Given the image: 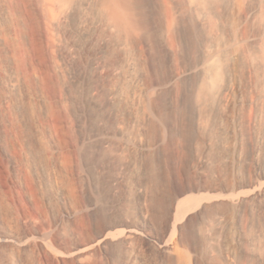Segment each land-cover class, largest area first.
<instances>
[{
	"label": "bare ground",
	"instance_id": "1",
	"mask_svg": "<svg viewBox=\"0 0 264 264\" xmlns=\"http://www.w3.org/2000/svg\"><path fill=\"white\" fill-rule=\"evenodd\" d=\"M0 264H264V0H0Z\"/></svg>",
	"mask_w": 264,
	"mask_h": 264
},
{
	"label": "rangeland",
	"instance_id": "2",
	"mask_svg": "<svg viewBox=\"0 0 264 264\" xmlns=\"http://www.w3.org/2000/svg\"><path fill=\"white\" fill-rule=\"evenodd\" d=\"M43 37L45 38V35H43ZM113 59L115 60L116 58H113ZM66 83H68V82H66ZM64 86H65V84H64ZM67 86L69 88H67ZM65 87L68 89V92H69L68 94H71V92H72V89H70L71 86L66 84ZM71 98H70L71 102L69 101V103H70L69 109H70L71 114H73V116H74L76 114V111H77L76 107L78 106V103L76 100H74V98H72V100H71ZM74 101H76V102H74ZM77 129H78V131H77ZM77 129H75V131H77V132L74 131L75 132L74 134L78 135L77 137L81 138L82 136H84V135L90 133L92 130H94V125H92V123H91V124L85 125L83 128L79 127ZM84 132H86V133L84 134ZM87 148L88 147L85 146L86 152H88L92 156L88 154L87 155L88 157H83L84 158V161H83L84 166L82 165V167H84V168H82V169L84 171L83 172L84 176L81 178V181H80V184L82 185L81 193H80V204H79L80 210H85V208L88 207L89 205H91L93 203H96V204L98 203L96 206L97 208H95V210H93L90 213V219H92L91 221L95 225L96 229H99L101 227L100 226L101 224L96 223V221H98V220H104L105 218L108 220V219L116 217V216L120 217V215L121 216L122 215L134 216L137 213L139 207L137 205H131L128 208H123V207L121 208V206L118 205V202H117L118 197L114 194V192L112 191V188L110 187V183H111L110 179H112V177H110V176H112V173L107 174L106 176L98 175L97 170H96V168H97L96 164H98V162H97L98 157L96 155L93 156L94 154L92 152L94 150H92V152H90L91 148H88V149ZM158 159H159V157L157 156L155 160H157V171L158 172L157 171L156 172L160 175V171H159L160 170V165H159L160 160H158ZM212 162H214V164L213 165L211 164L207 168V172L209 171L207 174L208 177L212 176L213 174L216 177L221 176L223 171L220 172L218 166H220V170H221L222 166L218 162H215V161H212ZM191 166L192 165L189 163V165L188 164L186 165L185 170H183V180H184L183 184H184V186H188L190 184L191 178L194 179L195 173L191 169ZM192 182H193V180H192ZM26 191H28V196L31 197V193H29L30 192L29 187L26 188ZM41 202L42 201L40 199H38L37 197L36 198L32 197L30 200V206H32V207L37 206L43 210L44 204H43V202L42 203ZM68 208H69V206H68ZM64 211H65V206L62 203H58V204H56V206L54 207V210L52 212L48 208L44 209L43 212L45 214L42 215V217L45 216L46 217L45 219H47V221L52 226L54 224L55 220L58 217H60V215L63 214ZM155 224H156V226L160 227L159 225L161 223L159 224V222H156ZM97 225H99L100 227H98ZM188 249L191 250V248H188ZM190 252H192V250Z\"/></svg>",
	"mask_w": 264,
	"mask_h": 264
}]
</instances>
